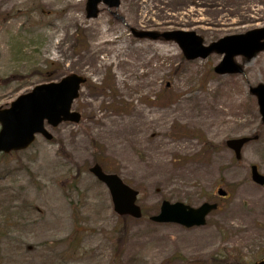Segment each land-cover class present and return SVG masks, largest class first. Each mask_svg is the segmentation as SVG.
<instances>
[{
	"label": "rangeland",
	"instance_id": "rangeland-1",
	"mask_svg": "<svg viewBox=\"0 0 264 264\" xmlns=\"http://www.w3.org/2000/svg\"><path fill=\"white\" fill-rule=\"evenodd\" d=\"M86 0H0V105L35 84L86 77L77 123L46 125L26 149L0 154V264H254L264 257V123L249 86L264 83V50L235 60L243 74H216L221 55L186 59L174 40L130 29L194 30L205 43L264 26V0L237 22L209 23L188 0H121L113 15ZM200 8H203L201 6ZM169 15H167V14ZM243 17V18H242ZM123 18V19H122ZM109 40L100 38L102 27ZM211 111L205 118L194 112ZM190 97V98H189ZM189 98V99H188ZM185 103L191 114L183 116ZM136 115L144 131H124ZM150 118V122L147 120ZM236 160L225 141L252 136ZM99 163L138 190L144 216H119L89 172ZM218 186L229 191L216 194ZM217 201L203 225L156 223L161 200Z\"/></svg>",
	"mask_w": 264,
	"mask_h": 264
},
{
	"label": "water",
	"instance_id": "water-1",
	"mask_svg": "<svg viewBox=\"0 0 264 264\" xmlns=\"http://www.w3.org/2000/svg\"><path fill=\"white\" fill-rule=\"evenodd\" d=\"M102 1L109 7L117 6L119 0H87V16H96L97 4ZM137 36H149L156 38L162 36L166 39H174L182 48L188 59L205 57L211 51L224 53V56L215 71L218 73L240 72L241 67L234 62L233 56L242 54L251 58L256 52L264 49V28L254 29L245 34L225 36L220 40L203 46L202 40L194 32L169 31L155 33L148 31L135 32ZM84 79L71 73L62 77L57 82L36 85L31 91L19 95L7 108H0V151L8 152L25 148L34 138L35 133H42L46 138H51L44 127V119L53 126L61 120L78 121L79 113L70 112L72 100L78 95V88ZM256 93L259 111L264 121V84L251 88ZM249 138H235L227 141V145L240 156V148ZM98 179L105 182L111 193L114 209L120 213H129L133 217H140L141 211L135 204L137 192L114 174L104 173L100 166L95 164L90 168ZM252 179L258 183H264V176L260 175L256 167H251ZM224 194L222 190L218 191ZM216 208L215 203L203 202L198 207H191L182 202L169 203L163 201L160 212L151 217L155 221H170L184 224L185 226L200 225L205 221V215ZM257 264H264V260Z\"/></svg>",
	"mask_w": 264,
	"mask_h": 264
},
{
	"label": "bare ground",
	"instance_id": "bare-ground-1",
	"mask_svg": "<svg viewBox=\"0 0 264 264\" xmlns=\"http://www.w3.org/2000/svg\"><path fill=\"white\" fill-rule=\"evenodd\" d=\"M255 1L256 0H188V2L196 4L197 7L189 10V13L191 14L195 11L201 14L204 13L207 15V18L202 19L204 21H208L209 23H217L227 19L237 22L241 19V15H243V17L246 15L250 17L249 11L254 12L256 10ZM201 6H203V8H200ZM100 38H103V40H109L108 38H110L108 29L104 26L101 29ZM192 97L194 99L195 107V110H193L192 113L200 112L201 116L210 118L212 116L211 111L207 110L205 106H200L198 95L193 93L191 95V98ZM179 110L186 113L183 116L191 114V111L185 103L179 105ZM132 115L133 116L130 117L128 124L125 126L124 131L129 135H136L144 131L143 123L145 122V116L142 117L141 121L136 115ZM147 120L150 122L151 119L147 118Z\"/></svg>",
	"mask_w": 264,
	"mask_h": 264
}]
</instances>
